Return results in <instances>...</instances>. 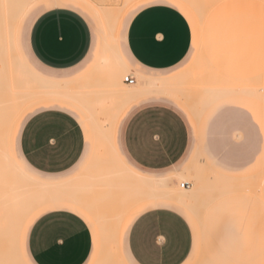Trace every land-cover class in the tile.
Returning <instances> with one entry per match:
<instances>
[{
  "label": "crops",
  "instance_id": "crops-1",
  "mask_svg": "<svg viewBox=\"0 0 264 264\" xmlns=\"http://www.w3.org/2000/svg\"><path fill=\"white\" fill-rule=\"evenodd\" d=\"M35 7L37 13L22 43L19 26ZM88 8L100 21L103 38L102 51L94 69L103 53L105 31L99 14L89 3L84 0H36L27 7L17 24L15 43L19 58L36 77L76 88L96 84L97 75L92 74L93 69L88 75L82 74L94 52L93 27L82 10L96 18ZM262 8L264 3L258 0H224L206 15L201 27L205 26L209 16L214 22L224 18V11ZM184 9L195 14L181 0H137L122 14L116 44L122 60L130 69L134 67V75L131 76L135 84L138 76L168 80L187 71L164 73L187 56L192 40L191 27L196 38L193 23ZM216 24L212 25L213 36L223 30L220 24ZM28 58L49 76L38 74L29 65ZM218 74L235 80L253 79L238 75L237 70ZM234 93L257 98L244 92ZM234 93L215 98L198 114L169 95L149 94L137 98L123 109L115 124L113 146L118 158L132 173L144 178L161 179L177 175L181 171L170 168L185 156L191 133L183 115L164 101L184 111L195 127L207 107L211 106L212 111L216 112L220 102ZM132 104L138 105L128 112ZM78 112L84 116L87 124ZM122 121L119 144L117 129ZM217 133L213 128L208 131L206 151L217 165V168L210 170L234 180L251 178L246 175L248 171H243L250 164L241 166L220 159ZM94 143V131L88 118L81 110L62 100L33 104L18 117L11 134L13 156L33 178L52 184H92L100 188L109 185L110 179L104 177L102 167L90 169L86 165L90 152L93 155ZM234 194L224 196L212 205L222 202L226 207L235 209L255 199L246 193ZM182 205L185 204L165 197L150 198L134 205L123 218L119 229L118 250L122 261L125 262V255L131 264H183L197 250L198 258L203 254L211 264H220L216 258L207 257L205 217L199 221L196 216L197 228ZM87 213L91 211L68 198L53 199L33 209L25 218L19 234L18 247L23 263L28 264L24 258L22 235L24 227L32 218L24 239L29 264H89L94 254L96 234ZM254 220L246 227L247 234L243 238L250 246L257 245L253 233ZM190 226L196 232L193 248ZM99 230L102 246L100 225ZM235 251L237 264H264V250L250 248Z\"/></svg>",
  "mask_w": 264,
  "mask_h": 264
},
{
  "label": "bare ground",
  "instance_id": "bare-ground-1",
  "mask_svg": "<svg viewBox=\"0 0 264 264\" xmlns=\"http://www.w3.org/2000/svg\"><path fill=\"white\" fill-rule=\"evenodd\" d=\"M35 1L0 0V264H24L18 247L21 226L33 209L53 199H71L96 215L102 231L103 249L101 258L99 257L102 264L123 262L118 250V234L123 218L131 209L128 204L132 201L136 205L150 198H170L192 210L197 207L194 209L195 214L201 221L203 215H200L199 208L210 207L224 196L246 193L264 200V180H260L263 187L259 180V183L253 182L260 184L259 186H251L250 178H225L209 167H203L201 162L198 168L194 169L192 164L187 167L191 169L190 175L195 179L190 187H185L184 181L176 183L173 179H185V170L169 178L148 179L138 176L120 161L113 146V132L119 115L129 103L139 97L149 94L169 95L198 114L210 101L234 92L248 93L260 99L261 92L264 91L258 87L257 81L230 79L218 73L211 75L212 67L199 55L194 67L175 78L154 80L138 76L136 84L135 80L133 85L124 82L127 76L125 73L131 69L118 52L117 28L124 11L137 0H122L119 6H99L95 1L84 0L97 11L105 31L103 53L92 72L97 75L95 85L76 88L77 86L40 79L23 64L15 43L19 19ZM181 1L202 21L224 0ZM258 1L264 3V0ZM191 79L195 80L194 83ZM189 83H193V86L189 87ZM188 88H198L199 96L194 99L195 103L187 102ZM48 100L68 102L88 118L95 139L92 163L88 164V168L102 167L104 177L108 176L110 179L109 185L96 188L92 184L42 182L19 166L11 148L15 122L30 106ZM200 257L204 264H211L203 254Z\"/></svg>",
  "mask_w": 264,
  "mask_h": 264
},
{
  "label": "rangeland",
  "instance_id": "rangeland-1",
  "mask_svg": "<svg viewBox=\"0 0 264 264\" xmlns=\"http://www.w3.org/2000/svg\"><path fill=\"white\" fill-rule=\"evenodd\" d=\"M121 2L122 0H103L100 2V4L97 2L94 3L99 6H119ZM88 9L96 18H92L88 12L82 10L93 27L94 52L92 53L89 62H87V64L84 66L85 70L82 73L83 75H88L92 71L96 59L102 51L101 49L103 39L100 21L94 14L93 10L90 8ZM37 10L38 9L36 7L33 8L26 15L19 26V36L22 43L25 39V34L30 22L37 13ZM184 10L193 23L196 38H194L191 27L192 40L187 56L177 66L164 71V73L183 72L184 70H190L195 66L194 62L201 54L205 63L212 67L210 72L211 75L222 71L225 72L228 70H237L239 73L238 75L240 76L247 75L252 77L254 81H257L258 87L261 89V91H264V8L246 11H224L223 14L225 17L217 22H214L211 16H209L205 26H202L203 28L201 27L202 21L199 17H197L188 9ZM128 16L129 13L124 17L123 20L125 21ZM215 23H217L216 25L220 24L223 30L220 34L213 36L212 25ZM28 62L38 74L49 76L48 73L40 70L30 58H28ZM133 72L134 67L131 66V71L125 73V75H134ZM191 81L193 82L195 80L191 79ZM193 83H189L188 86H193ZM261 94L263 95L264 92H261ZM262 95L260 99L252 98L240 93L229 95L220 102L216 112L212 111L213 108H211V106L207 107L203 113L202 119L198 121L195 127L184 111H182L173 103L164 101V103L177 109L183 115L187 121L191 133L190 144L185 156L178 164L170 168L171 170L177 172L185 170V179L175 177L173 178L174 181L176 180L178 182L181 180L185 182L186 187L192 186V184L195 182V179L192 175H190L191 169L187 167L192 164V166L194 165V169L198 168L200 161L203 163V167L205 168H217L216 161H213L211 158H209V155L206 151L208 143V131L210 128H213L218 132L217 149L220 159L222 158L227 162L241 166L250 164L249 167L243 170L248 171L246 175L251 176L249 185H258V180L260 181L261 179L263 182L264 100L262 99H264V95ZM198 96V88H188L186 96L188 103H195L194 99H197ZM137 105L138 104H132L128 108V112ZM78 113L87 124L84 116L80 112ZM122 123L123 121L120 124L118 123L119 126L117 125V138L119 144ZM91 163L92 155L90 152L86 165ZM256 181L257 183H254V185L253 182ZM262 182L261 186L263 187ZM253 197L255 198L253 201L248 202V204L245 206L238 205V207H235V209L226 207L222 202H218L215 205H211L210 207L203 206L199 208L198 211L201 212L200 215H203L206 219L204 235L207 241V257L216 258L220 264H237V252L235 250H249L250 248L264 250V200L256 196ZM134 204L135 202L132 201L128 205L130 208H134ZM182 206L193 219L194 225L199 228V226L196 224V210H194L197 207H194L193 211L186 205ZM87 214L92 221L96 234L94 254L89 264H102L100 260L102 255L101 250L103 249L100 239V223L98 220H95L96 215H92L91 213ZM31 219L24 227L22 235L24 258L28 264L29 261L24 249V239L27 226ZM252 219H255L254 221L256 222H254L255 229L253 233L256 235L255 238L257 245L254 246H250L248 242L243 239L245 234H247L246 227ZM191 231L193 238V248L196 232L192 227ZM240 243L241 245H239ZM124 257L125 262H122L121 264H131L125 255ZM183 264H204V260L201 257L198 258V252L195 250Z\"/></svg>",
  "mask_w": 264,
  "mask_h": 264
},
{
  "label": "built area",
  "instance_id": "built-area-1",
  "mask_svg": "<svg viewBox=\"0 0 264 264\" xmlns=\"http://www.w3.org/2000/svg\"><path fill=\"white\" fill-rule=\"evenodd\" d=\"M124 82L128 83V84H132L134 82V77L131 76V75H127L125 78H124ZM185 184V183H184Z\"/></svg>",
  "mask_w": 264,
  "mask_h": 264
}]
</instances>
